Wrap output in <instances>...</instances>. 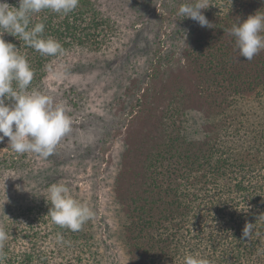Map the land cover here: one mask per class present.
Instances as JSON below:
<instances>
[{
    "label": "trees",
    "instance_id": "1",
    "mask_svg": "<svg viewBox=\"0 0 264 264\" xmlns=\"http://www.w3.org/2000/svg\"><path fill=\"white\" fill-rule=\"evenodd\" d=\"M7 2L19 7V0ZM185 2L189 0H172L173 18L188 25L177 27L181 38L175 49L166 56L154 50L142 72L139 65L132 69L135 58L128 64L124 60L120 77H115L113 100L127 101V120L148 132L142 142L128 147L135 155L117 158L96 185L106 189L105 197L116 198L111 207L104 202V210L117 212V235L104 226L98 195L93 200L89 193L86 199L81 191L75 197L89 204L94 218L76 232L54 224L47 215L51 205L35 193L39 177L30 175L39 171L37 161L28 159L32 153L14 152L5 137L0 141V179L7 172L12 183L23 181L24 192L33 195L14 194L8 198L11 207L0 205V227L8 232L0 264H101L110 257L116 262L117 256H122L118 264H183L185 255L192 253L210 264H264V50L248 61L229 34L233 24L264 11V0H206L209 7L201 11L212 27L177 15ZM141 5L139 0H120L104 7L102 0H79L67 15L47 9L33 14L29 27L43 22V35L62 44L56 56L41 55L5 32L4 39L26 55L34 70L28 90L40 88L51 67L68 53L103 55L113 38L124 41L127 50L130 34L125 29L140 23ZM163 59L173 63L170 81L176 92L150 121L146 114L154 108H146V94L156 90L155 79L168 72L154 65ZM105 66L111 68L110 63ZM80 67L85 72L93 64ZM143 71L145 83L140 81ZM127 80L137 87L128 100L122 95L129 89ZM144 87L146 93L144 89L140 95ZM4 196L1 192L0 202ZM29 196L37 197L34 204L19 202ZM248 223L251 237L242 238Z\"/></svg>",
    "mask_w": 264,
    "mask_h": 264
},
{
    "label": "rangeland",
    "instance_id": "2",
    "mask_svg": "<svg viewBox=\"0 0 264 264\" xmlns=\"http://www.w3.org/2000/svg\"><path fill=\"white\" fill-rule=\"evenodd\" d=\"M119 1L102 0V3L104 7H107ZM140 1L142 4L141 10L138 12L141 15L140 23L130 27V30L129 28L125 29V32L130 34L127 50L123 51L124 41L121 44L119 39L113 38L112 47L106 50L103 55L84 53L81 57H75L72 53H68L51 67L42 86L36 91L54 97L56 102L64 103L70 109L68 114L73 120L72 131L62 139L51 156L44 158L32 153L29 154L30 157L28 158L36 160L38 164L36 167H40L39 171L33 170L30 174L32 177H39L41 182L40 188L35 192L38 193L37 197H40V194L45 197L43 193L46 191L42 192V188L47 190L48 186L53 183L67 184L74 196L77 191L83 192L86 199H88L86 195L89 196V193H92L93 200L95 199L94 194L98 195V204L101 203V211L106 215L107 223L103 224L109 226V234L113 236H116V232H118L117 221L119 217L117 212L109 213L104 210V202L108 201L109 204L107 205L106 202V205L111 207V200H116V198L114 196L105 197L106 189L98 188L96 185L103 173H108L114 167L117 158H123L124 153L130 154V152L134 156L136 152L132 149L129 152L128 147L132 143L142 142L148 133L143 132L140 127L127 120L130 117L127 101L121 100L117 103L113 100L118 82L115 77H120L124 60L128 64L130 59L135 58L137 61L133 63L135 66L132 69L135 70L136 65H139L142 72L143 69H146L144 60L149 59L154 50L161 49L165 56L170 54L175 49L174 45L177 46L179 38H181L179 37L180 33L175 32L177 27L188 26L184 21L176 22L173 18V14L170 13L173 11L172 0ZM163 16H165L164 19H162ZM89 62L93 64V67L84 72L80 65L88 66ZM108 63H110L111 68L105 66ZM154 65H158L162 70L168 68V72L166 76L155 79L156 90L148 91L146 94L150 97L146 108H154V110L148 111L150 117L146 114V118H149L150 121L154 119L155 114L159 115L158 109L164 108L166 99L172 97L176 92L174 83L172 80L170 81L173 76V63L163 59L161 61L155 60ZM143 72L140 81L145 83L147 72ZM127 86L129 88L127 91L123 93L121 91L126 100L133 98L135 91H137V87L131 86L130 80H127ZM144 89L146 93L144 87L140 90V95L143 94ZM188 104L192 106L194 102L190 99ZM159 121L160 118L154 120L153 123ZM118 167L120 168V166ZM129 174L125 179L126 183L132 176V173ZM10 179L7 172L0 179V190L2 194L6 195L0 202L1 206L7 205L8 207L9 205L11 207L12 201L8 199L10 196L26 193V191L24 192L26 189H24L23 184L25 183L23 181L19 180L18 183H12L13 181ZM27 195L33 194L28 193ZM78 196L80 197V195ZM32 197L29 196V198H24L19 202L24 206L29 205L37 200V197L35 199ZM94 205H96L95 202ZM38 226L41 229V224ZM42 227L44 228L43 224ZM121 252L119 251V253ZM121 257L117 256V259L120 261ZM117 259L115 262V258L110 257L109 260L101 264H118Z\"/></svg>",
    "mask_w": 264,
    "mask_h": 264
},
{
    "label": "clouds",
    "instance_id": "3",
    "mask_svg": "<svg viewBox=\"0 0 264 264\" xmlns=\"http://www.w3.org/2000/svg\"><path fill=\"white\" fill-rule=\"evenodd\" d=\"M79 0H19V7L0 0V141L9 139V146L18 154L34 153L47 158L54 154L62 139L72 131L70 109L54 97L40 91H29L34 78L26 55L4 39L7 32L18 37L41 55L62 53V44L54 37L43 35L45 24L37 22L31 28L33 14L51 10L67 15L74 11ZM206 0H189L180 4L177 15L191 18L201 27L213 25L202 13L208 8ZM229 34L234 37L240 56L251 61L264 50V11H256L247 19L233 24ZM10 101V102H9ZM51 205L47 215L52 222L70 231H80L95 216L88 203L77 199L65 183H53L43 194ZM252 226L246 224L242 238H250ZM59 242L63 236L58 235ZM8 240V232L0 227V250ZM183 264H210L198 253L186 254Z\"/></svg>",
    "mask_w": 264,
    "mask_h": 264
}]
</instances>
